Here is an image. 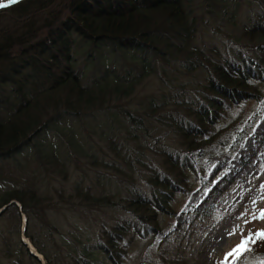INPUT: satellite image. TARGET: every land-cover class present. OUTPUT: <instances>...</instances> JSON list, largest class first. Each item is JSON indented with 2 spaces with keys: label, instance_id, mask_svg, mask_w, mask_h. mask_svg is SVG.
I'll return each instance as SVG.
<instances>
[{
  "label": "trees",
  "instance_id": "16d2710c",
  "mask_svg": "<svg viewBox=\"0 0 264 264\" xmlns=\"http://www.w3.org/2000/svg\"><path fill=\"white\" fill-rule=\"evenodd\" d=\"M236 1L19 0L0 8V208L11 202L0 216L9 211L18 224L20 206L23 235L44 264H118L131 237L163 233L139 264H184L171 244L179 228L168 226L177 213L174 195L186 196L195 182L203 198L179 214L189 221L193 213L190 223L207 221L238 175L264 158V130L251 133L264 102V0H255L240 28ZM213 24L229 28L226 55L195 42ZM147 78L161 90L136 101ZM245 103H251L246 111L232 110ZM92 135L114 160L98 159ZM246 137L251 146L235 166L190 178L196 162L231 154ZM80 163L117 173L113 187L120 193L94 194L76 181L71 194L56 197L128 220L101 224L96 241L70 244L52 224L29 220L40 222L42 184L52 176L65 180ZM15 234L6 247L13 264L25 258L39 264ZM262 262L264 241H258L244 264Z\"/></svg>",
  "mask_w": 264,
  "mask_h": 264
},
{
  "label": "rangeland",
  "instance_id": "374dc122",
  "mask_svg": "<svg viewBox=\"0 0 264 264\" xmlns=\"http://www.w3.org/2000/svg\"><path fill=\"white\" fill-rule=\"evenodd\" d=\"M0 2L7 3V0H0ZM236 3L239 5L237 17L240 20L236 27L240 28V25H246V18H251L256 6L255 0H239ZM211 27L214 29L211 30L213 32L207 28L208 31L197 35L195 42L202 43L206 47H214L222 55H226L230 42L229 33H227L229 28L227 25L217 27L216 24L211 25ZM143 82L136 88L134 94L136 101L155 96L161 90V86L153 78H147ZM171 87L173 88L174 85ZM179 93L183 94L180 90ZM250 105L251 103L238 104L232 110L243 108V111H246ZM260 111L261 115L255 122L251 132L253 135H259L264 130V102L260 105ZM92 141V145L96 147L94 150H96L95 154L98 159H106L104 157L106 155L108 156L107 159L114 160L112 153L104 148L103 142L100 139L92 135ZM250 146L251 140L249 137H246L242 142V147L235 149L231 154L221 153L213 155L207 162H196L190 169V178L196 180L200 177L208 179L216 169L222 167L227 169L235 166L243 154L242 150L248 149ZM2 164L7 167L11 166L9 161H5ZM26 164L29 170L33 168L31 158L26 161ZM72 168V166L69 167V176L65 180H61L58 176H52L42 184L39 188V194L47 196V200L42 205L40 214L37 216L40 222L32 218L29 220V224H52L57 229V233L62 235L60 240H65L67 243L71 242L70 244H72V238L79 240L87 238V241L91 240L93 242L97 240V232L101 224L110 226L116 223L118 217L123 219L127 217L115 214L108 208L85 209L77 207L73 199L71 204L65 203L64 201H60L56 197V194L63 193L64 196L71 194L72 185L76 181H80L83 186H88L90 192L94 194L99 193L101 188L105 189L104 191L115 190L116 193H120V188L113 187L114 183H117V173H114L109 168L102 169L101 166L86 165L84 163L78 164L75 171ZM3 175L7 177L6 174ZM189 181L192 183L191 180ZM195 184V182L192 183V189H190L186 196L183 197L176 194L171 202L172 208L177 213L168 226L169 229L179 228L172 235L171 244L173 247L178 248V251L182 254L184 264H219L224 254L240 240L239 232L234 236L227 235V232H230L234 225L240 224L242 227H245V235H247V229L249 228L253 230L264 228V220H254L245 226L242 220L237 219L246 208L249 212L254 208H264V188L261 187L264 184V158L259 163L248 165L238 175L233 186L222 194V203L220 206L214 207L210 219L204 222L192 221L190 223L189 221L193 218V213L188 214L189 217L187 219L189 221L185 220V215H180L179 213L196 206L203 198L202 192L196 188ZM144 193L146 196L149 194L148 191ZM252 201H256V204L253 205ZM16 206L19 219L18 224H16L15 217H11V212L9 211L0 216V264H13V257L6 255V247L14 243L16 239L15 231L18 232L17 238L19 241L26 239L23 235L25 217L20 211V206L18 204ZM247 218V216L244 217V219ZM129 224L133 223L130 222ZM163 234L156 235L154 238L151 236L140 238L138 235L131 237L124 256L118 264H139L141 255L145 252H153L154 245L162 240ZM54 238V242L57 243L61 253L67 254L65 245L60 243L57 236ZM124 243H126V239H124ZM22 262L23 264H31L26 258L22 259Z\"/></svg>",
  "mask_w": 264,
  "mask_h": 264
},
{
  "label": "snow or ice",
  "instance_id": "6c2138e0",
  "mask_svg": "<svg viewBox=\"0 0 264 264\" xmlns=\"http://www.w3.org/2000/svg\"><path fill=\"white\" fill-rule=\"evenodd\" d=\"M19 0H7V3L0 2V8L7 7L9 5L18 3ZM264 188V184L261 185ZM255 205L256 201H252ZM247 216V219L244 217ZM237 219L242 220L243 225H248L254 220H264V208H254L251 212L246 208L244 212H241ZM240 233L239 242L232 247L228 252L224 254L219 264H244L245 254L252 251V247L257 244L258 241H264V228L260 229H247V235H245V227L240 224H236L232 227L230 232H227L228 236H234L236 233ZM264 264V262H262Z\"/></svg>",
  "mask_w": 264,
  "mask_h": 264
},
{
  "label": "water",
  "instance_id": "95a60500",
  "mask_svg": "<svg viewBox=\"0 0 264 264\" xmlns=\"http://www.w3.org/2000/svg\"><path fill=\"white\" fill-rule=\"evenodd\" d=\"M11 202H9L7 205H5V206H2L1 208H0V214L4 211V209L10 204ZM21 242H22V244L25 246V249H26V251L28 252V254L30 255V256H32L36 261H38L39 262V264H44L43 263V260H42V258H41V256L39 255V254H37L35 251H34V249H33V251L35 252V253H33L30 249H29V246L27 245V243L26 242H24L23 240H21ZM31 246V245H30Z\"/></svg>",
  "mask_w": 264,
  "mask_h": 264
},
{
  "label": "bare ground",
  "instance_id": "6f19581e",
  "mask_svg": "<svg viewBox=\"0 0 264 264\" xmlns=\"http://www.w3.org/2000/svg\"><path fill=\"white\" fill-rule=\"evenodd\" d=\"M23 239H24V238H23ZM23 241L26 242L27 245L29 246V249H30L33 253H35V252L33 251V249L31 248L30 244L28 243V241H27L26 239H24Z\"/></svg>",
  "mask_w": 264,
  "mask_h": 264
}]
</instances>
